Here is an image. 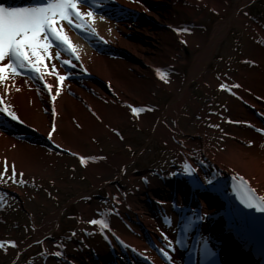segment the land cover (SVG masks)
Here are the masks:
<instances>
[{
	"label": "bare ground",
	"instance_id": "1",
	"mask_svg": "<svg viewBox=\"0 0 264 264\" xmlns=\"http://www.w3.org/2000/svg\"><path fill=\"white\" fill-rule=\"evenodd\" d=\"M122 2L133 11H128L125 15H117L119 12L115 11L111 14L115 16V21L95 14L87 17V13L91 10L85 6H77V10L85 18V26L82 28L88 31L85 37L76 35L78 29L74 25L79 21L74 16L72 25H67L64 20L57 25L62 29L63 34L68 36L76 49L75 56L79 57V60H76L65 48L59 50L51 47L49 49L51 58L45 60L46 70L40 74L47 85H52L51 93L56 96L52 107L57 112V129L52 141L63 150L49 145L44 137L52 119L51 104L44 89L29 77L13 75L11 72L3 74L5 79L0 81V98L7 104L10 113L15 114L27 127H21L8 120H0V171L3 170L6 162L9 171H11L10 166L15 165L17 176L14 180L16 183L21 179L55 177L61 170L57 167V156L52 155L50 151L54 150L58 154L66 151L77 155L82 160L85 170L93 181L94 188H101L105 186L103 179L106 175H115L117 179L123 175L125 171H119L120 164L122 163L125 168L130 160L127 161L118 155L107 158L104 156L91 157L88 151L83 149L82 143L89 142L91 149L100 153L102 147L98 146V143L107 134L113 143L121 145L124 140L116 134L114 128L123 120L137 121L142 128H150L153 137L167 142L175 152L179 166L183 167L188 162L197 163L198 173L204 182L214 183L215 180H219L218 176L224 173L235 178L241 175L264 197V137L245 126L246 123L242 122V125L237 126L236 123H228L229 120H227L224 129L214 130L223 136L222 141L215 146L212 141H209L208 132L212 128H207L203 122L206 117L215 121L221 118L214 115L208 116L203 109L199 112V106H196L197 114L201 119L196 122L197 138L185 141L178 136L185 133L179 128L178 118L182 114L183 104L189 100L190 84L195 80H202L216 43L226 35L231 25L235 22L243 25L247 23V18L240 12L247 0H237L230 16L216 24L208 45H204L203 42L205 27L197 21L188 23L187 18L199 19L209 11L224 13L227 11V0H135L133 3L125 0ZM247 26L249 27L248 24ZM250 30L253 31L255 37H262L264 41V32L258 29L256 24L250 25ZM133 32L140 33L136 36L138 40L134 42L126 39L122 34ZM84 38H88V41ZM100 38L107 40L109 44L104 45ZM184 41L186 44L182 43ZM141 42L144 44L147 42L148 45L146 44L145 47ZM185 46L196 48L203 46L200 53L195 56L187 76L178 67L181 62H187V58H180ZM124 48L131 52L130 55ZM255 52L256 60L263 62L264 47L256 44ZM57 53L61 59H67L77 66L75 68L61 66L55 60ZM116 54H125L126 59L123 57L113 59L112 56ZM9 63V60H5L1 66L6 67ZM53 64L56 65V72L60 75H73L75 79L65 80L61 86L56 72H52ZM80 64L89 68L96 78L88 81L81 79L78 72ZM161 73L165 74L166 81L159 78ZM206 79L208 83L206 86L209 90L213 87L226 88L228 106L231 115L234 116L231 117L232 119L244 120L247 125H250L251 121L261 120L252 113L250 108L264 115V94L256 92L257 95H248L241 102L233 97L238 95L236 91L238 88L236 90L233 87L230 88V78L206 74ZM157 88L174 93L170 103L162 110L147 105L148 102H154L157 99L155 91ZM128 102L132 105L138 102L137 104L143 110L135 114L131 113V110L127 109L124 104ZM239 115L242 116L237 117ZM168 117L172 118V124L167 122ZM32 130H41L44 136L35 135ZM235 132L239 135L238 137L234 136ZM173 136L175 140L172 139ZM105 143L108 142L105 141ZM209 171L213 174H209ZM174 172V169L168 171L167 176L173 175ZM19 173H23V176ZM161 175L163 176V173L153 171L151 175L144 176L147 185L143 180L130 177L128 189L117 188V185L107 188L109 191L115 190L114 197L110 196L107 204L112 214L110 224L114 225L118 237L125 242L135 244L158 261H162V258L155 253L153 245L160 251L164 249L163 243L173 246L172 242L167 243L162 238L163 233L170 241L171 225H175V219L179 216L169 211L171 198L175 196L182 205L185 200L189 202L191 194L190 187L183 177L185 173L182 177H175L174 182L168 179L162 180L159 177ZM134 183L138 187L133 185ZM0 189V201H5V203L10 191L22 194L17 186L10 189L2 185ZM83 196L85 199L80 197L78 204L84 219L90 222L97 219L99 212L100 214L104 212L107 199L103 196H94L93 198H98V201L95 200L93 203L90 201L92 200L90 199L91 194ZM199 196L198 194L197 197ZM208 196H210L209 203L214 207L211 208L201 196L204 213L212 212V209L215 212L226 206L217 195ZM159 201L164 203L160 204ZM194 202L196 200H193ZM5 203L0 204V209L4 210L1 205L4 206ZM91 208L96 209L95 213ZM181 216L185 217L184 214ZM60 218L61 214L56 212L47 217L42 225L36 226L34 228L37 236L34 239L35 242L40 240L41 243L47 245L45 239L59 227ZM165 220L171 221L172 224H163ZM210 222L212 221L205 224L206 227L211 224ZM223 225L224 223L218 219L210 230L213 227L222 229ZM2 227L0 223V230ZM108 237H110L109 233L96 225L90 227L88 232L77 233V236L66 242L58 238L51 239L48 251L53 254L60 252L62 257L56 258L50 255L36 262L37 264H106V260L111 259L105 243ZM31 244L24 245L22 250L17 245L16 258L21 255V252L32 248ZM58 245L65 246V249H59ZM3 248L10 250V248ZM232 248V242L226 241L225 252L229 254ZM120 258L121 256L118 264H122ZM229 261L230 264H252L250 258L241 257L240 254L234 260Z\"/></svg>",
	"mask_w": 264,
	"mask_h": 264
},
{
	"label": "rangeland",
	"instance_id": "2",
	"mask_svg": "<svg viewBox=\"0 0 264 264\" xmlns=\"http://www.w3.org/2000/svg\"><path fill=\"white\" fill-rule=\"evenodd\" d=\"M236 3L237 0H227V11L224 13L209 11L199 19L195 17L187 18L188 23L197 21L205 27L204 45H208L216 24L230 16ZM240 12L247 18V23L243 25L235 22L231 25L226 35L221 37L216 43L202 80H195L190 84L189 100L183 104L182 114L178 118L179 128L185 132L178 136L185 141H192L197 138L196 122L201 120L197 113L202 109L205 110L208 116L214 115L221 118L219 121H215L206 117L203 122L207 128H212L208 132L210 135L209 141H212L215 146L219 144V141H222L223 136L214 130L224 129L227 125V120H234L231 118L234 116L231 115L228 106L226 88L218 89L213 87L209 90L206 86L208 84L206 74L230 78L231 84L229 86L235 90L237 88L234 86L239 84L240 87L236 90L238 95L233 96L238 101L242 102L244 97L248 95H257L256 92L264 94V61L258 62L255 58L256 44L264 47V41L262 37H255L253 31L250 30V25L256 24L258 29L264 32V0H247ZM122 34L131 42L138 40L136 36L140 35V33L136 32ZM143 42L141 44L146 47L148 45L147 42L145 44ZM202 48L203 46L197 48L184 47L180 58H187V62H181L178 67H180L185 76H187L195 56L200 53ZM126 52L129 55L131 53L130 51L128 52V49H126ZM124 55L121 54L123 58H125ZM258 63L259 65H257ZM155 91L157 99L154 102H148L147 105L161 108V110L165 109L174 93L163 88H157ZM137 103L135 102V105ZM124 104L127 109H130L129 102ZM196 106H199L198 111ZM172 121L171 117L167 118L168 123L172 124ZM234 121H239L240 123L241 120ZM210 125L217 127H210ZM236 125L239 126L237 123ZM114 129L116 134L123 138V144L117 145L113 143L107 134L98 143V146L102 147L100 153L92 150L89 142L85 141L82 143L83 149L87 150L91 157L104 156L107 158L118 155L127 161L130 160L125 168L122 163L120 164L119 171H125L123 175L118 177V179L114 177L115 175H106L103 179L105 186L101 188H94L91 177L77 155L65 151L58 154L54 150H51L50 153L57 156V167L61 170L59 174H56L57 176L21 179L18 183L7 178L0 179V185H5L10 189L17 186L22 193L19 195L15 191H10L6 203L5 201L0 202V204L5 203L4 206H2L3 204L1 205L4 210L0 209V223L3 225L0 230V238L13 240L16 245L21 247V250L24 245L32 243V248L21 252V255L17 258L15 256V248L10 247V250H12L10 251L0 247V264H37V260L46 256H53V253L48 251L51 239L58 238L66 242L68 239H73L77 236V233H81V231L88 232L90 227H95L98 223L96 225L90 224L81 213L78 199L80 197L85 199L83 195L91 194L90 199L92 200L90 201L93 203L95 200L98 201V198H93L94 196H103L107 199L104 211H110L111 209L107 204L108 198L110 196L114 197L113 192L115 190L109 191L107 188L117 185V188L128 189V179L130 177L135 180H143L146 184L145 177L151 175L153 171H159L163 173V177H167L168 171L176 169L177 157L175 152L165 140L162 141L157 137H153L150 128H142L137 121L128 122L123 120ZM42 131L44 132V130ZM39 133H42L41 130H39ZM233 134L235 137L239 136L237 132ZM172 139H174V136ZM105 141L108 143H105ZM133 185L136 186V183ZM91 210L95 213L96 209L91 208ZM56 212L61 214L60 224L55 232L45 239L47 245L41 243L40 240L35 242L34 239L37 236L34 228L42 225L47 217L52 216ZM101 217L99 212L96 220L100 221ZM73 232L76 233L75 236L72 235Z\"/></svg>",
	"mask_w": 264,
	"mask_h": 264
},
{
	"label": "snow or ice",
	"instance_id": "3",
	"mask_svg": "<svg viewBox=\"0 0 264 264\" xmlns=\"http://www.w3.org/2000/svg\"><path fill=\"white\" fill-rule=\"evenodd\" d=\"M75 17L78 24L74 25L77 28H83L85 26V18L77 10V3L75 0H50L47 6H6L0 4V62L10 60L6 67L0 66V81L5 79L4 73L11 72L13 75H18V69L28 68L37 74H42L46 69L44 67L45 60L51 58L49 49L56 43L57 46H63L70 54L75 55L76 49L69 40L67 35H64L62 29L58 28V22L67 19L69 24L72 25V17ZM93 13L89 11L87 17H92ZM179 31V30H178ZM43 37V40L41 39ZM186 44V41L182 42ZM56 58L59 59V53ZM79 60V57H75ZM64 65L70 68H75L77 65L71 61L65 59L62 61ZM247 63V61H246ZM52 72H56V65H52ZM56 77L59 84L63 86L67 77L60 75L56 72ZM42 78V76H41ZM161 80L166 81L165 74L161 73ZM235 88H239L240 85L236 84ZM47 91L51 93L53 91L52 85H46ZM51 99L56 100V96L52 95ZM143 109L135 108L133 112H140ZM0 112H7V109L0 108ZM12 120H16L17 117L13 113H8ZM228 123H239V121H231ZM210 127H217L210 125ZM53 131L55 126L53 125ZM52 137L49 136V139ZM11 171L7 162L2 171H0V179L14 180L17 176V170L15 165H11ZM23 176V173H19ZM163 204L164 202L159 201ZM247 207L257 208L259 211L264 212V205H254L248 203ZM92 225H96L98 221L93 219L90 221ZM76 235L75 232L72 233ZM162 238L170 243L168 237L162 233ZM4 244L0 243V247ZM13 248H16V243H12ZM163 255L171 260L169 253L161 249ZM55 255L59 257L60 252H56Z\"/></svg>",
	"mask_w": 264,
	"mask_h": 264
}]
</instances>
